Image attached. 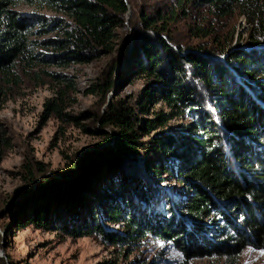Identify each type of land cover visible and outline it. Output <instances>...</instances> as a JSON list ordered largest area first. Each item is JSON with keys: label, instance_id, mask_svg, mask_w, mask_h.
<instances>
[{"label": "trees", "instance_id": "trees-1", "mask_svg": "<svg viewBox=\"0 0 264 264\" xmlns=\"http://www.w3.org/2000/svg\"><path fill=\"white\" fill-rule=\"evenodd\" d=\"M176 1L180 11L148 14V6L135 0H0V108L23 77L40 84L50 78L54 88L43 113L79 125L66 112L74 101L72 80L43 68L107 57V71L88 91L100 96L99 107L106 105L82 130L104 143L111 142L104 129L113 135L112 146L96 150L98 142L53 177L47 165L25 157L22 186L0 204V211L6 207L0 216L6 236L32 226L72 238L94 236L116 247L150 236L169 243L182 264L210 257L234 261L246 248L264 254V0ZM21 2L62 17L34 21L15 12ZM236 17L248 25L244 39L223 27ZM178 21L187 24L191 38L185 43L173 34ZM47 32H55L54 41H32ZM114 73L121 82L148 81L143 101L162 103L167 111H154L142 124L139 113L150 115L145 106L107 101ZM185 115V127L166 131ZM146 137L161 154L156 160L141 143ZM8 147L0 137V162ZM161 173L188 195L167 197L155 184L166 181L155 178ZM161 198L169 203L160 205ZM211 216L221 219L214 227L203 223ZM102 222L123 227L108 232ZM7 261L0 258V264Z\"/></svg>", "mask_w": 264, "mask_h": 264}, {"label": "rangeland", "instance_id": "rangeland-1", "mask_svg": "<svg viewBox=\"0 0 264 264\" xmlns=\"http://www.w3.org/2000/svg\"><path fill=\"white\" fill-rule=\"evenodd\" d=\"M135 2L139 5L148 6V14L157 8H161L164 12L182 9L176 0H135ZM17 6L15 8L16 13L29 16L34 21L40 16L62 17L60 14L43 8L38 9L36 6L26 5L23 2ZM200 14L203 15L204 11ZM197 19L199 18L197 17ZM227 25L235 29V38L248 27L246 20L242 17H236L231 22L224 23L223 27ZM186 26L187 24L181 21L175 22L173 32L174 37L183 43L186 42V39L191 38L186 31ZM119 33L118 37L122 39L124 36ZM55 38V32H47L40 36L35 35L32 41L39 44L48 43L54 41ZM242 38H245L244 33ZM235 40L230 47L231 49L236 46ZM109 60L110 58L107 57H98L95 61L85 64L64 68L56 66L43 68L49 73L57 76L60 74L72 80L74 84L72 98L74 101L66 112L77 117L79 125L76 123L61 124L57 119L47 117L43 113V105L48 98L52 97V88H54V82L49 80L50 78L45 79V82L40 84L23 77L21 85L9 91L2 99L0 137L6 138L9 147L0 162V204L1 202L9 203L16 191L22 186L20 167L25 157L29 156L35 161L47 165L49 169L47 175L53 177L57 172L65 170L71 161H75L79 157L81 152L95 150L92 147L98 142L102 146L96 150H100L106 145H113V135L106 129L103 131L108 132L111 138V142L107 143L82 130V126L91 124V117L94 116V113L96 115V110L99 111L100 109V112H103L106 105L99 107L100 96L90 95L88 91L92 90V86L96 84L100 75L107 71ZM112 76L114 88L111 93H108L107 101L114 98L132 100L136 110L145 106L150 115L139 113L140 123L143 124L147 119H151L154 111H167L162 103L148 105L143 101V94L149 85L148 81L133 78L131 80L124 79L121 82L117 73ZM189 121V116L185 115L183 120H172L165 129L167 132L176 133L181 127H185ZM156 133H162V130H158ZM141 143L144 144L145 148H150L152 151L151 138H143ZM159 155H161L160 152L157 153L154 150L150 159ZM173 170L176 171L175 167H171V171ZM159 175L155 178H165L166 181L162 185L155 184L167 197L183 199L188 195V192L172 180L170 175L166 176L162 173ZM91 201L93 200L89 199L88 206L92 203ZM159 202L163 206L164 203H169L165 198H161ZM5 210L6 207L0 211V216ZM99 215H101L100 208ZM220 221L219 217L211 216L209 220L203 221V223L208 227H214ZM101 225L108 232L121 230L123 227V223L117 226L106 225L102 222ZM8 231L9 236H6L7 234H4L0 227V258L4 260L8 258L7 264H182L184 261V258L179 256L169 243L156 238L153 239L150 236L133 246L116 247L109 246L94 236L72 238L59 231H43L32 226L18 231L13 230V233ZM239 255L234 261L210 257L192 259L188 264H264V254L252 248H246Z\"/></svg>", "mask_w": 264, "mask_h": 264}, {"label": "water", "instance_id": "water-1", "mask_svg": "<svg viewBox=\"0 0 264 264\" xmlns=\"http://www.w3.org/2000/svg\"><path fill=\"white\" fill-rule=\"evenodd\" d=\"M129 14V13H128Z\"/></svg>", "mask_w": 264, "mask_h": 264}]
</instances>
